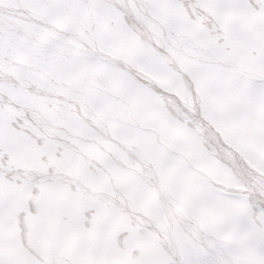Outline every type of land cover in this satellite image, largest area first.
<instances>
[{"label":"snow or ice","instance_id":"1","mask_svg":"<svg viewBox=\"0 0 264 264\" xmlns=\"http://www.w3.org/2000/svg\"><path fill=\"white\" fill-rule=\"evenodd\" d=\"M0 264H264V0H0Z\"/></svg>","mask_w":264,"mask_h":264}]
</instances>
